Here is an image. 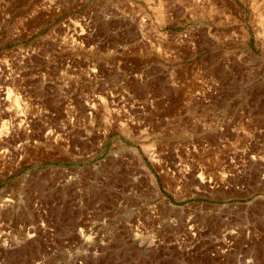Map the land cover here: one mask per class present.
<instances>
[{
  "label": "rangeland",
  "instance_id": "1",
  "mask_svg": "<svg viewBox=\"0 0 264 264\" xmlns=\"http://www.w3.org/2000/svg\"><path fill=\"white\" fill-rule=\"evenodd\" d=\"M0 264H264V0H0Z\"/></svg>",
  "mask_w": 264,
  "mask_h": 264
}]
</instances>
